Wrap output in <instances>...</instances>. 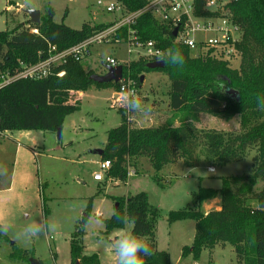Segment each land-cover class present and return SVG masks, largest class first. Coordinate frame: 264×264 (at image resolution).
I'll use <instances>...</instances> for the list:
<instances>
[{"label": "trees", "instance_id": "1", "mask_svg": "<svg viewBox=\"0 0 264 264\" xmlns=\"http://www.w3.org/2000/svg\"><path fill=\"white\" fill-rule=\"evenodd\" d=\"M131 12L146 5L148 0H119ZM203 4L199 2V7ZM235 19L243 29V39L238 44L237 56L231 61L211 56L195 57L188 46L177 42L174 29L160 23L151 13L139 16L135 28L141 40H154L165 52L178 48L184 56V66L179 68L165 64L163 68L151 69L148 61L141 58L122 63L124 76L133 77L138 86L142 75L159 70L170 81V107L182 113L179 124L174 122L159 126H137L131 118L122 114V122L107 132V141L101 155L110 160L106 180L127 182L130 167L137 168L142 158H147L156 171L155 180L162 187L159 172L178 159L183 158L188 167L194 166L198 149L205 151L215 165L244 160L251 149L253 166L247 175L222 177L220 188L200 186L194 193L192 206L169 212L168 220L192 219L197 231L192 246L183 247V255L198 259L205 248L213 249L220 243H231L237 255V264H264V0H238L232 5ZM19 23L13 29L0 31V72L14 70L21 62L34 64L51 55L50 46L58 51L72 47L114 24L101 22L84 23L73 28L65 22L55 21V9L50 6L39 23ZM37 32H34V30ZM113 42H126L128 27L120 29ZM236 60L238 63H234ZM84 60L70 59L56 68V73L40 79L16 80L0 89V132L13 130H45L57 133L62 130L65 118L80 109L70 102H51L49 93L53 90L85 91L92 86L113 87L119 90V83H98L91 79L93 71H87ZM64 70L62 76L58 71ZM223 87H225L223 89ZM223 89V90H222ZM238 91L236 97L228 91ZM226 113L239 115L241 130L199 129L186 113ZM106 184V183H104ZM103 184V185H104ZM219 197L220 209L204 210V203ZM115 213L136 218L134 231L149 238L151 255L144 257V264H172L171 254L158 248V207L152 205L147 192L129 197L117 198ZM82 221L71 239V253L76 264H101L98 254H85ZM107 231L123 225L114 215L105 219ZM7 242L10 238L0 233ZM13 244L12 257L26 258L30 262L33 252L17 249Z\"/></svg>", "mask_w": 264, "mask_h": 264}, {"label": "rangeland", "instance_id": "2", "mask_svg": "<svg viewBox=\"0 0 264 264\" xmlns=\"http://www.w3.org/2000/svg\"><path fill=\"white\" fill-rule=\"evenodd\" d=\"M98 1L0 0V31L26 22L24 10H40L42 17L50 6L55 9V21L77 29L86 22L94 25L120 17L119 13L108 12L105 8L106 3L116 0H102L104 5H99ZM128 51L129 44L124 42L94 44L90 57L84 59V67L87 71L103 74L107 57L116 58L119 63L138 60L137 50L131 55ZM234 63L238 62L234 60ZM154 71L155 75L153 71L146 72V82L139 87L138 96L132 99L143 106V111L122 107L114 98L112 86H92L79 97L70 93L64 99L73 100L80 109L65 118L60 139L55 132L36 129L0 133V172L7 169L6 175H0V219L11 225L8 234L1 233L9 236L10 242L3 236L0 238V264H30L26 258L11 256L13 242L17 249L33 252L45 264H72V236L89 216L94 221L84 228L85 254H98L101 264H116L108 244L116 239L120 228L107 231L105 219L116 211L117 198L140 192H147L150 203L160 211L156 230L158 248L171 254L172 264H237L234 246L229 242L213 249L205 248L198 259L183 255V247L193 244L197 223L192 219L170 222L168 216L172 210L192 206L194 193L200 186L220 188L222 177L247 175L253 166L255 149L240 162L218 166L199 148L194 166L188 167L180 158L159 172L162 187L157 184L156 171L147 158H142L137 168L130 167L127 182H104L107 171H103L102 181L94 178L101 172L99 150L105 146L107 132L122 122L120 110L131 118L132 124L142 127L175 122L182 116L169 105V77L159 70ZM186 114L199 129L241 130L239 115ZM135 117L138 122L133 120ZM262 187L264 182H260L256 190ZM217 205L210 203L207 210ZM31 221H38L42 226L55 225V231L45 232L30 243L17 241L14 235Z\"/></svg>", "mask_w": 264, "mask_h": 264}, {"label": "built area", "instance_id": "3", "mask_svg": "<svg viewBox=\"0 0 264 264\" xmlns=\"http://www.w3.org/2000/svg\"><path fill=\"white\" fill-rule=\"evenodd\" d=\"M238 0H148L146 5L138 10L129 12L124 4L111 1L105 4L108 12H116L120 17L114 24L92 37L72 46L58 51L56 46H50L51 55L34 64L21 62L14 70L0 72V89L20 79H40L56 73V68L66 64L70 59L84 60L92 52L94 44L113 42V36L123 27H128L129 55L138 51L139 59L148 62L159 60L158 57L165 53L154 40L143 41L140 39L135 25L137 19L144 13H151L160 23L177 29V42L189 47L195 57H208L231 61L237 56L238 44L243 39V29L234 17L232 5ZM99 5H104L102 0ZM34 32H37L35 29ZM127 61L125 63H130ZM120 63L116 58L107 57L106 65L117 66ZM122 64V63H121ZM105 65V66H106ZM65 71H58L59 76ZM139 86L130 75L123 76L120 80L119 90L115 91L116 102L122 107L130 106L132 99L138 96ZM124 105V106H123ZM1 133V132H0ZM111 167L110 160L100 162L101 172L94 175L95 180L104 179L103 171Z\"/></svg>", "mask_w": 264, "mask_h": 264}, {"label": "clouds", "instance_id": "4", "mask_svg": "<svg viewBox=\"0 0 264 264\" xmlns=\"http://www.w3.org/2000/svg\"><path fill=\"white\" fill-rule=\"evenodd\" d=\"M158 59L164 64H170L179 68H183L185 63L184 56L178 48H169ZM261 106L264 107V104H261ZM129 110L140 112L144 109L143 106L133 100ZM6 173L7 169L4 168V171L0 172V175H6ZM113 215L123 225L119 229L116 239L108 244L116 258V264H144V257L151 255L152 252L149 238L134 231V225L136 223L135 217L128 215L120 216L115 212ZM93 221L94 218L89 216L83 224V227L87 229ZM10 230L11 225L4 219H0V233L8 234ZM53 231H55V225L49 224L42 226L38 221H31L27 223L21 232L16 233L14 238L22 243H30L33 238H39L45 232Z\"/></svg>", "mask_w": 264, "mask_h": 264}, {"label": "water", "instance_id": "5", "mask_svg": "<svg viewBox=\"0 0 264 264\" xmlns=\"http://www.w3.org/2000/svg\"><path fill=\"white\" fill-rule=\"evenodd\" d=\"M24 13H27L31 19L32 22L34 23H39L41 21V11L40 10H35V9H27L24 10ZM177 34V29L174 30V35L176 36ZM165 66V64L159 60L157 61H152V62H148L147 63V67L151 68V69H158V68H163ZM106 72L103 74H92L91 75V79L94 80L95 82L98 83H119L122 76H123V72H124V66L122 64H119L117 66H110V65H106ZM145 76L142 75L141 77V81L144 82ZM230 94H232L234 97L237 96L238 91L235 89H230L228 91ZM58 138H61V134H62V130L59 129L58 132ZM100 155H102L103 153V149L99 150ZM118 206V204H117ZM30 264H44L39 258L37 257H32L30 260ZM77 264H79L77 262Z\"/></svg>", "mask_w": 264, "mask_h": 264}, {"label": "crops", "instance_id": "6", "mask_svg": "<svg viewBox=\"0 0 264 264\" xmlns=\"http://www.w3.org/2000/svg\"><path fill=\"white\" fill-rule=\"evenodd\" d=\"M114 21V20H113ZM112 22V21H111ZM90 57V56H89ZM88 57V58H89ZM121 64V63H120ZM106 65V64H105ZM151 72V71H150ZM148 73V72H147ZM154 73V75H155V73H156V71H153L152 72V74ZM144 76H145V79H144V83L146 82V80H147V74L145 73L144 74ZM153 76V75H152ZM144 83H143V85H144ZM64 92L65 91H60V90H53V91H50V93H49V100L51 101V102H62V101H60V100H64L65 98H64ZM82 92L83 91H77V92H75V91H66V93H74V96L73 97H79V96H81L82 95ZM117 97V95H116V92H115V96H114V98H116ZM63 102H70V103H74V101L73 100H70V99H66V100H64ZM136 119V121L138 122V119H137V117H135V118H133V120H135ZM151 120H154L153 119V117H152V119ZM158 120V119H157ZM174 121V120H173ZM172 121V122H173ZM171 121H169L168 123H170ZM171 122V123H172ZM168 123H161V124H159V125H165V124H168ZM175 124H179V121L178 120H175V122H174ZM159 125H157V126H159ZM142 127V126H141ZM106 144V143H105ZM101 156V155H100ZM211 170V169H210ZM213 172V171H212ZM115 181V180H114ZM116 182H118V181H116ZM213 202H216V203H218V205L216 206V208L215 209H220L221 208V206H220V204H221V200H220V198L219 197H217V198H214V199H210L209 201H207L206 203H204V210L208 213L209 211L207 210V209H209V207H210V203H213ZM212 210V209H211ZM9 237V236H8ZM14 243V242H13ZM36 257V256H35ZM41 260V259H40ZM42 261V260H41ZM43 262V261H42ZM44 263V262H43ZM45 264V263H44Z\"/></svg>", "mask_w": 264, "mask_h": 264}]
</instances>
